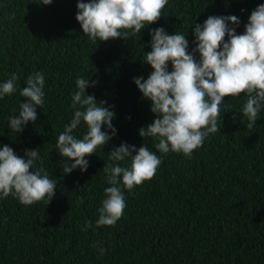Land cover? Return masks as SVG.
Listing matches in <instances>:
<instances>
[{"label":"trees","instance_id":"1","mask_svg":"<svg viewBox=\"0 0 264 264\" xmlns=\"http://www.w3.org/2000/svg\"><path fill=\"white\" fill-rule=\"evenodd\" d=\"M262 3L168 0L160 19L138 35L93 43L75 19L77 0L49 5L0 0V84L12 73L19 76L17 91L0 99V147L7 145L20 157L36 149L40 159L33 171L42 167L57 183L48 204L47 198L28 206L11 195L0 198V264H264V108L248 128L241 112L246 95L225 97L220 132L209 134L191 159L162 154L155 148L156 138L139 135L155 114L134 83L153 71L143 60L151 51L152 29L184 34L191 53L196 24L212 15H235L240 35ZM194 57L199 61V53ZM35 72L45 76L44 104L36 108L35 122L15 133L8 121L19 114L26 99L20 89ZM80 77L97 82L85 94L114 112L111 123L117 131L86 157V171L76 168L65 174V163L74 161L61 157L55 145L74 116L72 94ZM102 131L111 135L107 128ZM86 132L82 121L72 134L82 138ZM122 142L137 149L145 145L162 163L152 179L131 192L123 189L126 208L115 226L97 228V210L104 189L111 186L104 164L130 163V157L109 161L108 153ZM88 221L93 227L85 231Z\"/></svg>","mask_w":264,"mask_h":264},{"label":"clouds","instance_id":"2","mask_svg":"<svg viewBox=\"0 0 264 264\" xmlns=\"http://www.w3.org/2000/svg\"><path fill=\"white\" fill-rule=\"evenodd\" d=\"M52 2L40 0L43 5ZM167 3L168 0H89L87 3L77 0L75 19L93 43L127 39L129 35H138L146 25L157 22ZM239 24L235 15L209 16L203 24L195 25V47L191 53L184 34L169 35L162 27L149 32L151 51L144 54L143 60L153 71L147 79L134 78V83L143 98L150 101V111L155 114L151 124L138 130L139 135L156 138L158 152L181 153L191 159L193 151L202 146L209 134L220 132L218 119L225 97L246 95L242 115L247 118L248 128L256 124L264 108V3L251 12L240 35L236 34ZM194 53H199V61ZM18 80L19 76L12 73L0 84V99L17 91ZM25 83L19 93L26 98L25 102L19 104V114L8 121L10 130L15 133L22 132L28 122H35L36 108L44 104V74L35 72ZM96 83L90 84L83 77L75 81L77 90L72 94L71 107L76 110L55 145L61 157L74 161L70 165L65 163V174L76 168L86 171L89 165L86 157L116 135L117 130L111 123L114 112L103 106L104 101L97 104L94 95L85 94L86 88ZM82 121L87 132L77 138L72 133ZM102 128L110 130L111 135ZM108 154L109 161L131 159L125 166L111 162L103 166L111 186L104 189L105 198L95 221L97 228L115 226L126 208L123 189L131 192L135 186L152 179L162 163L161 156L145 145L137 149L122 142ZM39 159L36 149L25 150L20 157L9 146L0 147V198L11 195L26 206L47 198L48 204L55 195L57 183L42 167L33 171ZM91 227L93 224L88 221L83 230ZM99 251L103 255L105 249L101 247Z\"/></svg>","mask_w":264,"mask_h":264}]
</instances>
